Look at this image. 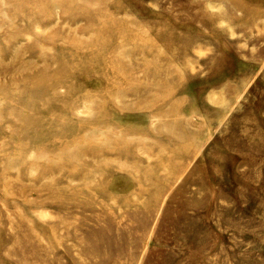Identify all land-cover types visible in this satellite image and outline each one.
I'll use <instances>...</instances> for the list:
<instances>
[{
  "label": "rangeland",
  "instance_id": "rangeland-1",
  "mask_svg": "<svg viewBox=\"0 0 264 264\" xmlns=\"http://www.w3.org/2000/svg\"><path fill=\"white\" fill-rule=\"evenodd\" d=\"M0 264H264V0H0Z\"/></svg>",
  "mask_w": 264,
  "mask_h": 264
}]
</instances>
